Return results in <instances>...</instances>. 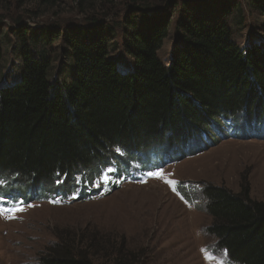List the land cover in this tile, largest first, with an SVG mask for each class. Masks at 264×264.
Listing matches in <instances>:
<instances>
[{
	"label": "trees",
	"instance_id": "obj_1",
	"mask_svg": "<svg viewBox=\"0 0 264 264\" xmlns=\"http://www.w3.org/2000/svg\"><path fill=\"white\" fill-rule=\"evenodd\" d=\"M68 1L86 16L84 24L40 21L41 9ZM13 2L22 13L9 15V24L0 16L6 187L59 182L71 190L79 177L92 186L120 155L175 152L196 139L207 145L209 128L232 118L264 123V0H160L156 9L134 0L112 21V13L85 8L114 0ZM239 30L254 41L239 43ZM165 47L167 62L159 55ZM203 197L216 248L233 264H264V199L251 198L248 180L239 193L205 185ZM66 233L41 253L40 264L151 258L148 248H130L124 235Z\"/></svg>",
	"mask_w": 264,
	"mask_h": 264
},
{
	"label": "rangeland",
	"instance_id": "obj_2",
	"mask_svg": "<svg viewBox=\"0 0 264 264\" xmlns=\"http://www.w3.org/2000/svg\"><path fill=\"white\" fill-rule=\"evenodd\" d=\"M148 1L156 9L154 3L160 0ZM129 2L134 0L98 3L85 11L100 14L104 10L112 13V21L125 14ZM21 9L13 0H0V16L6 17V24L13 22L9 15L22 13ZM79 11L68 1L38 13L43 14L41 22L59 26L65 22L84 24L86 16ZM236 37L244 46L254 41L244 30ZM159 55L167 62L171 49L165 47ZM207 132V145L196 139L175 152L120 155L111 160L113 170L105 171L92 186L82 181L77 191L62 188L59 182L51 187H6L10 180L0 183V264H40L41 253L57 236L65 232L77 235L85 228L105 236L124 235L132 249L148 248V264H233L206 233L211 218L206 213L203 189L205 185H223L239 193L247 179L251 198L264 199V123L232 118L225 125L216 122ZM118 172L126 176L115 180L113 175ZM155 172L163 175H149ZM4 205H20L23 210L9 212Z\"/></svg>",
	"mask_w": 264,
	"mask_h": 264
},
{
	"label": "snow or ice",
	"instance_id": "obj_3",
	"mask_svg": "<svg viewBox=\"0 0 264 264\" xmlns=\"http://www.w3.org/2000/svg\"><path fill=\"white\" fill-rule=\"evenodd\" d=\"M149 175L160 177L163 175V173L162 172H155V173H149ZM169 183H172V182L169 181ZM22 210H23L22 208L17 207L16 209H9L8 211L11 212V211H22ZM2 213H3V210L0 209V214H2Z\"/></svg>",
	"mask_w": 264,
	"mask_h": 264
}]
</instances>
